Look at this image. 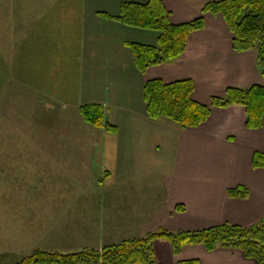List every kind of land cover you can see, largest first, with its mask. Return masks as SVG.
<instances>
[{"label": "crops", "instance_id": "crops-1", "mask_svg": "<svg viewBox=\"0 0 264 264\" xmlns=\"http://www.w3.org/2000/svg\"><path fill=\"white\" fill-rule=\"evenodd\" d=\"M161 1L180 25L211 0ZM148 2L0 0V185L26 186L12 199L26 202L15 213L31 218L34 251L101 250L160 229L264 220V169L252 167L254 154L264 155V118L249 130L245 108L233 105L183 129L150 119L144 101L152 80H192L193 100L204 105L230 88L264 87L257 50L236 52L222 17L206 14L182 57L141 73L129 44L155 47L160 34L115 19L122 4ZM87 105L102 106L116 133L88 124ZM239 186L250 196L229 198ZM22 239L1 263L27 247ZM153 247L157 264H257L238 250L188 246L175 256L166 240Z\"/></svg>", "mask_w": 264, "mask_h": 264}, {"label": "trees", "instance_id": "trees-1", "mask_svg": "<svg viewBox=\"0 0 264 264\" xmlns=\"http://www.w3.org/2000/svg\"><path fill=\"white\" fill-rule=\"evenodd\" d=\"M196 20L175 25L171 14L161 0H149L147 4L124 3L115 20L122 25L160 34L155 47L129 44L136 68L146 72L149 68L175 61L183 56L190 36L205 28L204 15L220 16L233 35V49L238 53L251 50L258 52V67L264 76V0H211ZM192 80L166 84L152 80L145 84L144 101L150 119L165 118L183 128H198L205 124L212 109H227L233 105L245 108L246 127L260 130L264 118V87L253 86L248 90L230 88L224 98L214 97L210 105L193 100ZM84 120L97 129H106L114 134L117 129L106 122L104 108L87 105L81 108ZM253 169H264V155L255 153ZM229 198L247 199L250 192L243 186L230 189ZM177 206V211H184ZM166 240L179 256L188 246H202L208 252L218 248L241 251L245 258L264 264V220L250 227L225 223L201 231L171 232L160 229L144 237L124 241L117 245L105 246L101 250L85 249L64 254L58 251L36 250L21 258L15 264H157L153 244ZM177 264H199L198 260Z\"/></svg>", "mask_w": 264, "mask_h": 264}, {"label": "rangeland", "instance_id": "rangeland-1", "mask_svg": "<svg viewBox=\"0 0 264 264\" xmlns=\"http://www.w3.org/2000/svg\"><path fill=\"white\" fill-rule=\"evenodd\" d=\"M105 114V113H104ZM82 115V114H81ZM84 119V118H83ZM17 187L22 189V187L26 186H10V185H0V259L3 258V254L5 252H9L11 250H14L11 248V246L17 245L19 242L18 240L21 241L22 239V244L23 243H28L27 247L25 246L26 244L22 245V250H20L19 255H16L13 257V260H5L0 261V264H11L14 260L21 257H26L30 255L34 250L29 247V244L31 245V218L26 217L25 215L27 214L26 211H24L23 216H16L15 209L16 205H21L25 204V201L19 200L16 201L12 198L15 196V191ZM6 198H9L8 200ZM31 204V202H30ZM23 221V222H22ZM23 223V226H22ZM24 229L23 234H18L17 229ZM61 251L65 253H76L78 250H62ZM15 251V250H14ZM16 258V259H14Z\"/></svg>", "mask_w": 264, "mask_h": 264}]
</instances>
